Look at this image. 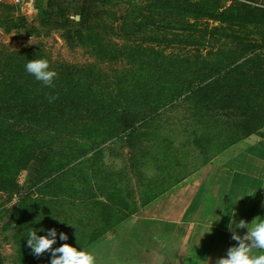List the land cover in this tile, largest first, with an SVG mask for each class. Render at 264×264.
Wrapping results in <instances>:
<instances>
[{
  "label": "trees",
  "instance_id": "1",
  "mask_svg": "<svg viewBox=\"0 0 264 264\" xmlns=\"http://www.w3.org/2000/svg\"><path fill=\"white\" fill-rule=\"evenodd\" d=\"M121 1L129 9L118 17L120 31L139 43L115 48L103 43L94 27H87V33L68 30L66 38L76 36L109 60L119 55L129 63L127 68L109 72L94 64L59 62L34 48L5 53L0 61V190L20 194V173L40 150L65 141L66 148L45 160L36 190L21 198L24 205L18 220L33 222L38 217L35 214L41 213L36 210L38 203L50 202L51 207L61 206L57 212L52 208L50 217L57 230L56 219L63 212L69 218L65 205H70V216L78 224L84 225L86 214L106 223L103 232L90 239V246L106 234L104 229L137 210L129 202L132 196L125 192L128 172L113 174L105 163L107 152L113 154L118 143L130 150L129 167L139 176H145L150 162L157 166L160 176L149 186H165L169 168L161 165L156 149L162 147L164 157L169 156L173 142L163 135L162 125L173 119V113L182 112L192 126L208 125L197 143L205 141L207 147L215 137L224 138L216 153L254 134L264 136L263 3ZM0 21V25L8 24L6 31L17 26L13 19ZM229 28L239 32L227 34ZM41 58L57 72L51 86L25 71L29 60ZM128 117L133 126L126 128ZM168 166L177 172L181 160L174 155ZM186 178L176 177L161 190H148L152 195L143 198V208L175 190ZM97 184L99 192L94 193ZM80 194L87 197L80 199ZM0 264H5L1 253Z\"/></svg>",
  "mask_w": 264,
  "mask_h": 264
},
{
  "label": "rangeland",
  "instance_id": "2",
  "mask_svg": "<svg viewBox=\"0 0 264 264\" xmlns=\"http://www.w3.org/2000/svg\"><path fill=\"white\" fill-rule=\"evenodd\" d=\"M113 1L108 4L96 0H55L51 5H48L46 2H37L30 7L28 6L26 9V11H29L26 14L27 16L20 15L19 17H16L14 13H12L14 15L12 17V14L8 11V14L4 18L9 21L13 19L11 22H14L17 26L6 31V25L8 24L5 26L0 25L3 28L0 31V61L3 58L2 55L5 53L34 48L37 50L42 49L50 58L59 62L77 65L94 64L101 66L109 72H112L114 69L122 70L127 68L129 63L121 56L116 55V53L114 54L116 56L112 60H109L101 57L96 51L95 46L81 44L76 36L70 39L66 38L68 30L72 32L78 30L86 32L87 27H94L101 35L103 43L111 44L115 48L128 43H139L137 38H126L120 31L122 22L118 17L125 15L129 9V5L122 3L121 0ZM255 1L260 3L258 0ZM34 8H40V13ZM235 31L239 32V29L235 28L234 30V28H229L226 33L229 34ZM170 116L173 119L162 125L163 135L173 142V146L170 147L169 156L164 157L162 147L156 149V152H159L161 165H166L169 168L166 173L165 186H160V184L149 186L152 184V181L160 176L157 166L153 162H150L145 168V176H139L136 170L131 169L128 163L130 150L127 148L123 149L121 143L116 145V149L112 151L113 154L108 151L105 157L106 166L109 167V171L113 174H117L119 171L128 172L126 176L128 180L125 182L124 187L126 189L125 192L129 193L130 197L132 196L129 202L137 209L134 214L143 208V198L149 196V194L152 195L148 190H161L174 183L176 177L186 176L187 178L182 182L184 185L195 178L196 172L198 173L201 170L208 171L227 160L224 158L225 156H222L218 160L213 161L218 154L226 155L227 153L225 151L221 154L214 152L223 146L224 138L220 139V136L215 137L213 142L208 144L207 147L203 145L205 141L197 143V140L203 139L204 133L207 132V124L200 122L197 126H192L187 120H184L183 117L185 115L182 112H176ZM125 126L126 128L133 126V121L129 117ZM209 132L214 134L215 130H210ZM252 140L254 147H257L255 144L256 140L259 141V136L254 135V139ZM201 145H203L204 151L199 147ZM247 145V142L243 144L239 143L230 149V153L238 155L243 151V147ZM64 148H66V142L57 141L53 147L40 150L37 153L30 166L19 175L20 194L12 195L0 190V253L4 258L5 264H50L51 253L46 251L38 257L34 255L31 248L27 246L26 236L29 231H36L37 235H46L47 230L54 227L50 221L53 209H56L57 212L61 206L52 205L51 207L50 202L45 204L38 203L39 205L36 206V210L41 213L35 214V216H38L36 220L24 222L19 221L18 217L20 216L19 211L24 205L21 198L25 197L29 192L36 190L45 160L55 153H60ZM204 152L207 153L204 154ZM174 155H177L181 160V166H179L177 172L172 171L173 167L168 166L173 163ZM165 158L168 160H164ZM73 178L75 179V177ZM76 186L81 188L80 184H76ZM242 186L245 188V182H242ZM93 192H99V184L96 185ZM245 195L246 192H244ZM63 196L67 197V195ZM86 197L80 194V199ZM101 199L104 200L102 196ZM65 207L69 213V218H66L65 212H63L62 218L56 219V222L58 221V225H56L57 243L53 245V248L59 247L64 243L69 244V242L73 241L71 246L77 248L80 246L89 250L92 247L89 244L90 239L102 233L101 229L106 227V223L100 218L91 219V216L86 214L84 216V225H80L70 216V205L66 204ZM42 218L47 219H43L41 222ZM116 226L104 229V232H107L105 235L99 237L100 240L109 232L112 233ZM41 229L44 231H41ZM184 230L185 227L180 229L181 232H184ZM61 232L67 234V241L59 240V233ZM181 236V233H179L178 239L174 241L173 245L178 246Z\"/></svg>",
  "mask_w": 264,
  "mask_h": 264
},
{
  "label": "crops",
  "instance_id": "3",
  "mask_svg": "<svg viewBox=\"0 0 264 264\" xmlns=\"http://www.w3.org/2000/svg\"><path fill=\"white\" fill-rule=\"evenodd\" d=\"M54 1L0 0V20L8 11L16 17L27 16L28 6ZM34 9L40 13V8ZM254 135L213 160L225 156L221 165L196 172L190 182L118 223L89 249L97 264H216L225 257L237 244L232 230L241 236L247 231L239 229L240 220L245 226L254 219L264 220V136L258 135L254 147ZM242 142L248 144L243 151L231 154L230 149ZM179 233L182 236L175 246Z\"/></svg>",
  "mask_w": 264,
  "mask_h": 264
},
{
  "label": "clouds",
  "instance_id": "4",
  "mask_svg": "<svg viewBox=\"0 0 264 264\" xmlns=\"http://www.w3.org/2000/svg\"><path fill=\"white\" fill-rule=\"evenodd\" d=\"M25 71L34 76L37 81L46 86H51L57 72L50 68L47 59H31L25 65ZM246 228V233L241 236L232 229V239L237 244L227 250V255L217 260L216 264H264V220L254 219L250 226H245L244 220H240L239 229ZM41 231H44L41 229ZM59 240L67 241L66 233H59ZM27 246L31 248L37 257L46 251L51 253L50 264H97L93 251L73 247L64 243L53 248L57 243V230H47L46 235H37L36 231H29L26 236Z\"/></svg>",
  "mask_w": 264,
  "mask_h": 264
}]
</instances>
